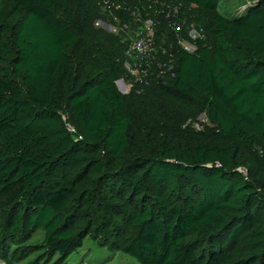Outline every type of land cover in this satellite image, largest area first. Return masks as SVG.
Masks as SVG:
<instances>
[{"label":"trees","instance_id":"1","mask_svg":"<svg viewBox=\"0 0 264 264\" xmlns=\"http://www.w3.org/2000/svg\"><path fill=\"white\" fill-rule=\"evenodd\" d=\"M171 1L210 13L211 42L131 99L127 44L91 28L101 0H0L3 238L41 229L61 260L110 235L140 264H264V0L232 18Z\"/></svg>","mask_w":264,"mask_h":264},{"label":"rangeland","instance_id":"2","mask_svg":"<svg viewBox=\"0 0 264 264\" xmlns=\"http://www.w3.org/2000/svg\"><path fill=\"white\" fill-rule=\"evenodd\" d=\"M253 1L254 0H220L217 12L223 16L232 18L244 13ZM174 3L175 5L173 7L180 10L179 16L175 20L179 29L178 32H176V39L180 38V42L182 43V40H188L190 34H193L196 38L206 43L211 42V36L208 33L211 17L210 13L200 11L193 5H188L186 2L179 1V4H177L178 2L175 1ZM100 10L101 11H98L97 14H94L93 20H91V28L100 34L106 33L107 36H119L120 34L117 30H111L110 27L104 24L113 22L108 19L101 7ZM114 28H117L116 24ZM174 41L175 36L169 44L171 48L169 49L167 57L162 55V57H158L156 61L157 66L158 63H160L159 66H162V70H167L168 72H172L177 63L176 54L174 52L178 45H175ZM143 60L144 59L137 57L130 58L129 56H126L124 61L122 58L119 60L118 69L120 72V79L117 85L119 89L121 88L120 90L122 93L129 96L131 99H134L135 95L141 93L138 85H142V81L147 80L149 83L155 82L151 75L147 78L140 75L138 76V73H135L138 69L141 74L139 68H141V64L144 63ZM128 66L132 67L131 71L127 69ZM172 107H174V105ZM199 122L201 126L207 124L204 116L199 118ZM190 123L191 122L187 120L184 124L188 126ZM7 216V212L0 213V241L2 239L5 242L8 240V255L14 264H140L131 256L126 255L120 250H115L113 247L116 246L118 248L121 243L120 241H116L115 236L110 237V235L109 240L111 242L106 246L96 240L87 238L82 246L77 248L67 260H61L58 256L48 257L43 247L45 233L41 229L36 230L29 239L24 237L15 238L14 236L3 238V226ZM129 224V221H127L126 225L129 226ZM129 232L130 229L126 232L124 237H127ZM113 242H116V244Z\"/></svg>","mask_w":264,"mask_h":264},{"label":"built area","instance_id":"3","mask_svg":"<svg viewBox=\"0 0 264 264\" xmlns=\"http://www.w3.org/2000/svg\"><path fill=\"white\" fill-rule=\"evenodd\" d=\"M174 2L171 0H101L99 4L108 19L113 22L104 24L110 27L111 30H117L119 36L127 44L126 56L144 59V63L139 68L141 74L138 69L135 72L138 73V76L148 78L149 75L155 73L153 69L157 66L156 61L159 55L167 57L171 48L169 46L171 41L169 42L165 32L162 31V24L166 23V29L172 31L175 35L174 43L178 45L176 48H181L188 53L196 51L194 43L198 38L193 34H190L188 40H182V43L180 38L176 39V32L179 29L175 20L178 18L180 10L173 7ZM115 24L117 28H114ZM161 67L160 65L157 69V72L162 73H159L160 76L170 73L167 70H162ZM127 69L131 71L132 67L128 66ZM141 83L147 85L149 82L145 80Z\"/></svg>","mask_w":264,"mask_h":264},{"label":"water","instance_id":"4","mask_svg":"<svg viewBox=\"0 0 264 264\" xmlns=\"http://www.w3.org/2000/svg\"><path fill=\"white\" fill-rule=\"evenodd\" d=\"M120 89H121V88H120ZM120 89H119V90H120ZM120 91H121V90H120ZM121 92H122V91H121Z\"/></svg>","mask_w":264,"mask_h":264}]
</instances>
